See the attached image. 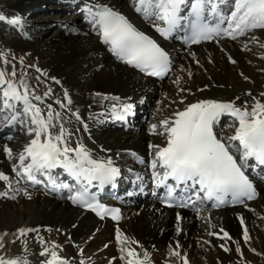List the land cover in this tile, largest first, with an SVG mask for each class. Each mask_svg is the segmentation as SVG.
I'll return each instance as SVG.
<instances>
[{"label": "bare ground", "instance_id": "6f19581e", "mask_svg": "<svg viewBox=\"0 0 264 264\" xmlns=\"http://www.w3.org/2000/svg\"><path fill=\"white\" fill-rule=\"evenodd\" d=\"M46 1L10 0L6 6H0V15H4L8 21L13 16H20L27 5H30L29 8L33 6L37 9L36 11H40ZM66 1H69L68 3L78 1L88 6H94L97 3L107 4L117 8L127 17H137L131 0ZM23 19L21 15L20 27L23 34H20L17 26L11 23L10 27L1 33L6 34V31H10L15 36L30 39L34 45L40 44L38 40L42 34L40 33L37 37L29 33V26L24 25ZM139 22L150 29L147 22L140 20ZM0 26L2 27V23ZM251 33L253 35L255 33L256 39H245L251 36ZM6 42L15 49H21V45L15 41L13 43L8 39ZM261 44H264V29L250 30L244 37L234 41L225 37L223 40L210 44L192 46L183 53L180 48L173 47L176 65L182 72L179 75V86L190 90V92H180L177 88L173 90L167 86L162 87L170 73L164 82L157 86L153 79L144 77L134 69L113 60L106 45L98 39L97 34L82 23L80 15H76L74 18H66L63 27L56 35L44 42L42 46L35 48L34 54L40 61L37 67L46 75L35 71L33 75L35 79L27 76L25 82L29 85L30 97L34 90L36 95L43 98L42 103L32 101L42 109L52 104L56 111L64 112L65 116L70 112H79L81 120L87 123L88 130L84 131L83 123L73 118L68 125L74 132L72 146L78 138L79 142L90 150L94 158L111 157L114 166L121 169L125 164L130 167L135 165L134 155L145 156L147 165L142 168L143 172L150 169L149 156L154 155V149H149V144L163 146L166 143L165 137L160 134L162 132L160 121L170 118L176 110L182 109L187 103L198 99L229 101L237 96L240 97V100L236 101L238 105L245 99L251 103V97L245 95L249 91L252 96L260 99V93L264 92V72L262 74L256 72L261 65L257 66L260 61L254 56L256 47ZM26 49H31V46ZM50 49L55 50L49 51ZM229 56L236 61L235 64L229 62ZM43 59H48L49 64L42 66ZM176 65L172 72L176 69ZM189 72L192 74L191 77ZM38 76L39 81L36 79ZM245 76L248 77V81L243 82ZM52 77L59 80V88H53ZM33 85L37 87L32 88ZM49 88L51 93L45 96ZM65 90L72 101L67 111L60 109L59 104L55 103L57 100L67 103L64 99ZM112 96L119 97L120 101L105 99ZM181 96L186 97L184 104H179ZM166 97H170V100ZM125 102L148 110L149 116L146 121L140 122L139 128L125 130L99 124V119L107 120L113 117L114 103ZM15 107L22 112V104ZM4 112L6 111L3 109L1 117L4 116ZM24 118L26 119L23 126L25 129L16 135L13 145H10L11 140L6 137V132H2V129L18 131L19 124L14 123V120L0 123L2 124L0 126V172L9 177V181L0 180V191H7L9 182L12 189H21L18 194H15V199L0 197V216L3 219L0 222V232L10 236L4 239L5 251L0 255L5 258H22L24 264H42V261L48 258L47 254L43 256L40 254L43 246L39 243V238L43 237L46 242L54 241L61 246L57 250L58 255L67 259L69 264H80L81 259L84 264H110V261L111 264H126L119 260L120 253L115 243L116 229L119 228L122 236L129 241L130 247L135 248L141 256L143 252H148V264H165L166 260L170 264H183L175 257L168 256L169 248L174 249L177 241L180 243L179 251L182 255L186 254L189 264H203L197 259L200 252L210 262L214 261V264L252 263L247 259L250 252L249 241L253 240L256 243L255 240L261 239L264 235V186L259 187L260 196L256 200L243 206L219 210L204 209L199 212V215L197 212L166 210L156 202L125 208L123 211L125 220H122L115 228L111 221L96 220L91 213L71 206L67 199L52 196L43 190L29 189L18 179L13 172V164L19 166L18 156L32 139V135L28 132L30 118L27 116ZM152 124L157 125L155 132L150 131L149 126ZM229 125L232 124H222L216 128V132L223 136L231 135L233 127ZM4 146L11 149V158L3 152ZM123 159H125L124 163ZM25 190L30 194V199L23 195ZM177 214L181 217L179 224L176 219ZM241 219L244 221L243 227L240 223ZM177 226L182 230L179 234L176 231ZM22 227L39 229V236L36 232H29L27 236H18L13 239L11 235L14 232L17 233V229ZM244 227L247 228L250 236L247 243L243 241ZM221 229L228 232L232 239H221L223 235ZM210 233H216V235H210ZM13 240L15 243L8 244V241ZM131 241H137L139 246L132 244ZM237 243L241 247L242 256L235 252ZM221 244H225L229 251L225 252L220 247ZM47 246L51 247L50 244ZM113 257L116 259L113 260Z\"/></svg>", "mask_w": 264, "mask_h": 264}, {"label": "snow or ice", "instance_id": "6c2138e0", "mask_svg": "<svg viewBox=\"0 0 264 264\" xmlns=\"http://www.w3.org/2000/svg\"><path fill=\"white\" fill-rule=\"evenodd\" d=\"M223 2L224 0H191L190 33L185 37L186 44H199L203 41L219 40L221 37L235 40L250 30L264 29V0H233L232 7L226 15L219 9V5ZM184 4L185 0H135L133 6L135 11L143 14L145 18L160 21L162 26L155 24V31L167 39L186 19L181 15ZM86 11L88 13L86 19L89 20L92 30L117 60L146 76L160 79L171 70L172 61L169 54L155 40L138 31L123 14L101 3L86 6ZM207 16L217 17V22H210ZM6 19L4 15H0V21ZM9 22L12 25H19L21 17L13 16ZM260 46L264 48V44ZM0 58L4 59L5 64L8 63L3 53H0ZM228 60L230 63H236L231 56ZM20 63L23 67V58ZM36 71L46 75L39 68H36ZM191 75L189 72V77ZM36 79L39 81L40 77ZM244 79L247 80L248 77L245 76ZM52 80L57 84L60 83L55 77H52ZM179 80L180 77H177L173 82L177 84L178 91L190 92L189 89L179 86ZM197 90L202 91V89ZM50 93L49 88L44 95ZM245 95L251 97V103L245 99L238 105L236 101L240 100L239 96L229 101L198 99L176 110L170 118L160 121L162 128L160 134L165 137L166 143L163 146L149 144V149H154V155L148 167L152 170L154 187L163 186L167 189V197H161L162 203L169 207L191 205L199 215L197 202L212 201V207H219L227 202V197H230L233 203H244L245 200L250 201L256 197V189L245 174V168L249 166L250 160L264 165V92L260 93V99L252 96L250 91ZM64 99L67 101L66 104L59 100L55 103L59 104L60 109L67 111L72 101L66 90ZM105 99L120 101L117 96L105 97ZM185 99L186 97L181 96L179 104H184ZM33 100L43 102V98L36 95L34 90L30 97L29 85L25 82L24 76L16 80L15 65L12 66L11 72L0 70V104L5 111L22 104V112L17 109L12 117L13 120L20 115L30 118L28 132L32 135V139L18 156L19 166L13 164V172L33 184L41 182L37 179V175L46 176L54 190L57 188L68 190V199L73 204L95 212L101 219L104 215H110L113 220H119V209L106 208L98 203L95 195L88 190V186L93 182H97L101 187L114 184L119 169L114 166L111 157L94 158L78 138L72 146L74 132L68 125L74 118L75 121L83 123V129L87 131V123L81 120L78 111L70 112L65 116L64 112L56 111L52 104L42 109L37 103H33ZM157 103L159 104V101ZM133 109L132 103H114L112 114L118 119H124ZM224 114L233 118L232 125H229L233 127V131L228 136L220 135L215 131L216 122ZM149 128L150 131L155 132L157 125L152 124ZM3 152L7 157H12L11 149L7 146L3 147ZM56 168L63 169L75 183L57 184L51 175L52 170ZM0 180L9 181V177L0 172ZM170 180L174 184L169 183ZM181 186L185 189L190 188L195 200L190 197L187 201L177 202L172 193L175 188ZM7 188V191H0V197L15 199V194L21 191L20 188L12 189L10 182ZM23 195L31 198L26 190L23 191ZM176 219L179 224L181 219L179 214ZM240 223L243 227L242 219ZM176 231L179 234L182 230L177 226ZM220 231L223 233L221 239H232L228 232L223 229ZM29 232H36L39 236V229L23 227L17 229L20 237L27 236ZM4 235H0V249L5 248ZM249 239L248 230L244 227L243 241L247 243ZM10 242L15 243L14 240ZM39 243L43 246L40 254L48 256L42 264H69L67 259L58 255L57 250L61 247L59 244L54 241L46 242L43 237L39 238ZM115 243L121 262L148 264V252H143L141 256L135 248L130 247L129 241L122 236L119 228L116 229ZM131 243L139 246L137 241ZM48 244L51 247L47 246ZM220 247L225 252L229 251L225 244H221ZM179 249L180 243L177 241L174 249L169 248L168 256L175 257L183 264H189L186 254L182 255ZM235 252L242 256L239 243ZM0 264H24V261L19 257L5 258L0 255ZM80 264H84L83 259L80 260ZM165 264L170 262L166 260Z\"/></svg>", "mask_w": 264, "mask_h": 264}, {"label": "rangeland", "instance_id": "374dc122", "mask_svg": "<svg viewBox=\"0 0 264 264\" xmlns=\"http://www.w3.org/2000/svg\"><path fill=\"white\" fill-rule=\"evenodd\" d=\"M9 2H10V0H0V6H2V5L6 6ZM29 6L27 5V7H25L23 9L22 14H23V17L25 18L24 20L26 22L32 21L31 22L32 24L29 25L30 28H28V32L37 36V37L39 36L40 33L42 34L40 39L38 40L40 44L34 45L30 39L15 36L10 31L9 32L6 31V34H2L1 31L7 30V28L4 25H2L3 28L0 26V53H3L4 58H6L8 61V63L5 64L4 59L0 58V68L2 70H6L7 72H11L12 66L15 65L16 80L17 81L20 79L21 76H24V78L27 76H31V77H33V79H35V77L33 75H35L36 68H38L37 66H38V63L40 62L39 60H37L38 59L37 55L34 54L35 48L42 46L44 44V42L49 41L54 35H56L60 31V26L63 23V19L71 17V16H69V13H66L62 9V7H64V5L61 4L60 1H55V0L49 1V0H47L45 3H43L44 9L40 13H36L38 11H34L35 13H31V9L33 8V6H31L30 8H29ZM35 7H37V6H35ZM28 8H29V10H27ZM50 17H51V19H56V20L49 22L51 20V19H49ZM42 18L46 19L47 21H43ZM33 22L35 25L33 24ZM15 31L16 30H14V32ZM252 36L255 37V33H254V35H253V33H251V36H249V37L247 36V38H245V39L250 40L251 38H253ZM8 39H9V41L11 40L13 43L17 42L18 45H21L20 46L21 49H15L12 46H10L6 42V41H8ZM57 42H59V40H57ZM29 46H31V49H26ZM256 48H257V50L255 49V56L254 57H258V59L260 61L259 64H257V66L261 65V67L259 69H257L256 72H258V74H262L264 72V48H261L260 46H257ZM52 50L54 51L55 49H50L49 51H52ZM44 51H46V50H44ZM58 53H59V51H58ZM21 58H23V67L21 66V63H20ZM48 61H49L48 59H43L42 66L45 64H49ZM29 66H32V67H29ZM46 67L47 66H45V68ZM181 73L182 72L180 71V69L176 65V69L174 70V72H172L168 76V78L166 79V81L162 85V87L167 86V88L169 87V89L171 88L173 90L174 89L176 90L177 84H175L173 82L177 80V77H179V75ZM202 73H203V71H202ZM243 80H244L243 82L248 81V79L245 80L244 78H243ZM52 84H53L52 85L53 88H55V87L59 88V85L57 83H54L52 81ZM34 87L36 88L37 86L33 85L32 88H34ZM166 98H168V97H166ZM166 98H164V100H166ZM167 100H170V97ZM14 138L15 137H12L10 139L11 140V142H10L11 144L9 143L10 145H13V143H15ZM4 205L7 206V204H4ZM1 220H3V219L0 216V222H1ZM261 231H262V229H261ZM263 231H264V229H263ZM14 233L11 235L13 237V239L18 237V234L16 232H14ZM4 234L5 233L0 232V235H4ZM263 234H264V232H263ZM8 238H10L9 235H4V239H8ZM255 241H256V243L253 240L249 241L250 252L248 253L249 257L247 259H249L253 264H264V235L262 236L261 239H256ZM10 243L11 242L8 241V244H10ZM252 249H254L255 251H252ZM0 251H1L0 254H3L5 249H0ZM197 259L200 260V262H203V264H214L213 263L214 261H211L212 262L211 263L209 261V259L206 258V256L202 254V252H200V255L198 256Z\"/></svg>", "mask_w": 264, "mask_h": 264}]
</instances>
